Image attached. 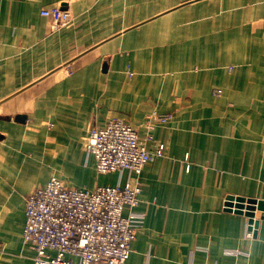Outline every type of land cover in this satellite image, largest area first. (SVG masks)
I'll return each mask as SVG.
<instances>
[{
    "label": "crops",
    "instance_id": "crops-1",
    "mask_svg": "<svg viewBox=\"0 0 264 264\" xmlns=\"http://www.w3.org/2000/svg\"><path fill=\"white\" fill-rule=\"evenodd\" d=\"M54 6L72 15L57 29L42 15ZM154 111L174 117L149 129ZM113 118L167 145L139 175L145 221L125 264H264V210L250 236L225 207L264 200V0H0V264H37L26 197L53 176L130 179L86 151Z\"/></svg>",
    "mask_w": 264,
    "mask_h": 264
},
{
    "label": "built area",
    "instance_id": "built-area-1",
    "mask_svg": "<svg viewBox=\"0 0 264 264\" xmlns=\"http://www.w3.org/2000/svg\"><path fill=\"white\" fill-rule=\"evenodd\" d=\"M42 15L51 18L56 29L72 19L61 6L43 8ZM163 115L152 112L148 128L168 123L169 117ZM85 147L95 157L98 173L129 172L130 179L89 189L53 176L31 191L23 237L36 250L37 264H125L144 225L145 214L133 210L143 191L139 175L150 161L166 155V143L160 141L150 149L133 125L113 118L89 132ZM127 207L132 209L129 214ZM254 222H249L250 236L257 230Z\"/></svg>",
    "mask_w": 264,
    "mask_h": 264
},
{
    "label": "water",
    "instance_id": "water-1",
    "mask_svg": "<svg viewBox=\"0 0 264 264\" xmlns=\"http://www.w3.org/2000/svg\"><path fill=\"white\" fill-rule=\"evenodd\" d=\"M229 201H227L226 209L229 211H235L239 213H245L250 217V222H254V217L256 216V210H264V200H258L255 198H245L238 196H229ZM256 227H258L259 220L255 222ZM257 230H255L256 233Z\"/></svg>",
    "mask_w": 264,
    "mask_h": 264
},
{
    "label": "rangeland",
    "instance_id": "rangeland-1",
    "mask_svg": "<svg viewBox=\"0 0 264 264\" xmlns=\"http://www.w3.org/2000/svg\"><path fill=\"white\" fill-rule=\"evenodd\" d=\"M161 114H162V113H161ZM163 114H164V115H163L164 117H165V116L169 117L170 121H169L168 123H166V124H162V125H168V124L172 121L174 115H173V113H163Z\"/></svg>",
    "mask_w": 264,
    "mask_h": 264
}]
</instances>
